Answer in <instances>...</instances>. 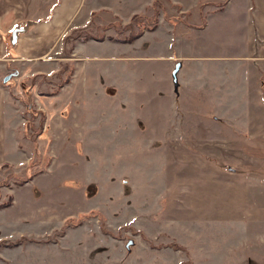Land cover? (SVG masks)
<instances>
[{
    "label": "rangeland",
    "instance_id": "1",
    "mask_svg": "<svg viewBox=\"0 0 264 264\" xmlns=\"http://www.w3.org/2000/svg\"><path fill=\"white\" fill-rule=\"evenodd\" d=\"M85 1L65 34L74 39L64 35L47 56L54 65L8 80L11 161L0 164V181L9 180L0 201L14 198L0 208V264H264V193L245 167L229 182L228 166L243 152L227 148L226 133L217 140L230 120L228 68L189 60L177 88L172 75L177 44L188 50L225 0ZM135 13L144 16L134 31L144 30L132 46L117 38L129 34ZM88 32L104 39L88 38L96 57L85 59L84 72L68 49ZM76 73L89 88L68 92L65 79ZM30 101L44 110L42 127ZM233 111L242 124L244 110ZM30 172L15 182L14 173Z\"/></svg>",
    "mask_w": 264,
    "mask_h": 264
},
{
    "label": "crops",
    "instance_id": "2",
    "mask_svg": "<svg viewBox=\"0 0 264 264\" xmlns=\"http://www.w3.org/2000/svg\"><path fill=\"white\" fill-rule=\"evenodd\" d=\"M86 4L88 1L85 0H0V164L11 161L7 135L8 99L12 85L5 82L4 78L13 70H17L19 74V71L39 70L44 69L43 65H54V59L47 56L53 53ZM225 13L227 22L215 23V17ZM26 24H29L28 29L19 32L16 43H12L14 27ZM200 30L201 33L196 34L195 42L187 44L188 50H183L185 45L177 44V50H180L173 58H178L183 66L186 62L189 63V60L202 62L210 59L216 60L215 63H222L221 65L226 64L229 109L241 108L244 111L238 114L246 119L239 124L238 116L235 115L237 113L233 111L234 114H231L229 110L228 127L220 128L217 133V140L221 139V133H226L222 140L224 139L223 142L229 150L241 151L240 154L243 152V156H239L242 157L239 162L229 161L231 165L228 166V180L232 182L230 180L238 177L240 169L244 172L245 167L247 177L254 183L252 186L264 193V0H228L223 9L208 12L206 23ZM135 40L127 43L133 46ZM212 40L217 43L211 44ZM88 44V39L79 40L74 43L70 53L73 58L80 60L77 66H81L83 71L85 59L96 57L87 53ZM138 48L136 50H139ZM213 49L218 51L212 52ZM126 55L132 58L140 57L139 52ZM113 57L122 58L124 54L119 52ZM151 57H154V54ZM75 68L74 64L73 72ZM28 74L25 72L24 76ZM119 81L121 80L116 81L117 85ZM67 83L68 92L73 88L77 91L76 86L81 84L88 88L90 85L89 79L78 78L77 73L74 77L71 74ZM237 92L243 94L242 99ZM82 93H85L82 95L84 98L88 95L84 89ZM57 96L59 95L54 93L50 98L59 100ZM42 100L45 101V98ZM53 102L55 101L51 104ZM25 129L27 130L26 127ZM217 143L220 144V141ZM261 213L264 218V210Z\"/></svg>",
    "mask_w": 264,
    "mask_h": 264
},
{
    "label": "trees",
    "instance_id": "3",
    "mask_svg": "<svg viewBox=\"0 0 264 264\" xmlns=\"http://www.w3.org/2000/svg\"><path fill=\"white\" fill-rule=\"evenodd\" d=\"M227 1L228 0H225L221 5L226 4ZM141 16H144V15L139 14V13H135L133 15L132 20H130L129 22H127L124 25V28H128L130 30L129 34L126 35V36H124L123 38H117V40L131 42L134 39H136L137 37H139L142 34L143 30H144V26L140 27L141 29L138 32H135L134 31V27H135L136 20H138V18L140 19ZM155 21L156 22L158 21L157 17L155 18ZM155 25H153L151 28H155ZM101 28L104 29V30H106L108 28V24H104L103 26H101ZM91 36L92 37H95V38H97L99 40L104 39V33H99L98 32V33L93 34L91 32H88V33H86V35L84 36V38H81V40H87ZM72 39H74V36H72L71 34L65 35V40L66 41H69V40H72ZM73 48H74V42L69 47L68 53H71L73 51ZM73 69H74V67H73ZM69 79H70V76H68L65 80L68 81ZM9 81H7V82H9ZM29 88H30V85H28V86H26V88H24V90L27 93V95H29L31 93V91L29 90ZM31 104H32V102L30 101V106H29L30 109L29 110L32 113L31 119H33L34 117H36L37 116V113L40 112L41 113L40 125L42 127L43 126L42 121L44 119L45 113H44V111H41V110H36V109L34 110V108H33V106ZM31 119H28L26 121V123H25L26 127L29 126L30 122H32ZM31 164L32 163H30V164L28 163V165H31ZM13 176H15V182L17 184H23L24 182H26L28 179H30L33 176V172H30L25 177H21L17 173H14ZM8 184H9V180L8 179H4V180L0 181V187L2 185H8ZM0 197H1V193H0ZM13 198H14L13 195L10 194L7 200L0 201V208L7 207V206L11 205L12 202H13Z\"/></svg>",
    "mask_w": 264,
    "mask_h": 264
},
{
    "label": "water",
    "instance_id": "4",
    "mask_svg": "<svg viewBox=\"0 0 264 264\" xmlns=\"http://www.w3.org/2000/svg\"><path fill=\"white\" fill-rule=\"evenodd\" d=\"M28 27H29V24H26L24 26L18 25L16 27H14V29L12 30L11 42L16 43L19 32L27 30ZM180 67H181V61H178L176 63V66L174 67V69L172 71L173 80H174L176 88L178 87V82H179L178 81V72H179ZM17 74H18L17 70H13V71L9 72L6 75V77L4 78V81L5 82L8 81L10 78H12L14 75H17ZM132 242H133V239H130L127 245H130Z\"/></svg>",
    "mask_w": 264,
    "mask_h": 264
}]
</instances>
